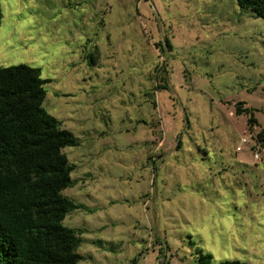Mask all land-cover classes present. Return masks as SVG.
<instances>
[{
	"label": "rangeland",
	"instance_id": "obj_1",
	"mask_svg": "<svg viewBox=\"0 0 264 264\" xmlns=\"http://www.w3.org/2000/svg\"><path fill=\"white\" fill-rule=\"evenodd\" d=\"M0 4V65L38 67L77 139L62 193L84 206L63 220L80 264H264V18L236 0Z\"/></svg>",
	"mask_w": 264,
	"mask_h": 264
},
{
	"label": "trees",
	"instance_id": "obj_2",
	"mask_svg": "<svg viewBox=\"0 0 264 264\" xmlns=\"http://www.w3.org/2000/svg\"><path fill=\"white\" fill-rule=\"evenodd\" d=\"M236 2L264 18V0ZM2 15L0 4V24ZM162 69L154 90L168 88ZM47 81L38 67L0 65V264H80L83 258L78 251L82 231L63 224L68 212L84 207L62 193L76 183L63 148L75 146L77 139L43 107ZM235 110L249 113V122H255L250 108L238 103ZM159 121L150 125V143L156 147L161 140ZM257 138L264 146V129ZM198 252L199 264H247L238 259L213 262L211 253Z\"/></svg>",
	"mask_w": 264,
	"mask_h": 264
},
{
	"label": "built area",
	"instance_id": "obj_3",
	"mask_svg": "<svg viewBox=\"0 0 264 264\" xmlns=\"http://www.w3.org/2000/svg\"><path fill=\"white\" fill-rule=\"evenodd\" d=\"M243 141H244V139H243Z\"/></svg>",
	"mask_w": 264,
	"mask_h": 264
}]
</instances>
